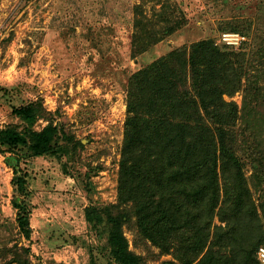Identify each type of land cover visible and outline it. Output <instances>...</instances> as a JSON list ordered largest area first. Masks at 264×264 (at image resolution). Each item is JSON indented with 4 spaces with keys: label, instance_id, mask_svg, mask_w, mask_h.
<instances>
[{
    "label": "rangeland",
    "instance_id": "rangeland-1",
    "mask_svg": "<svg viewBox=\"0 0 264 264\" xmlns=\"http://www.w3.org/2000/svg\"><path fill=\"white\" fill-rule=\"evenodd\" d=\"M231 25L254 50L255 36H264V0H0V129H41L44 119L31 124L12 111L13 103L39 98L59 128L55 152L21 156L24 190L7 162L17 154L0 151V264H122L111 251L106 219L93 222L88 209L118 206L129 78L179 46L203 38L220 43ZM225 98L243 106L242 90ZM239 135L238 153L259 198L262 186L244 147L258 140L242 136L249 131ZM15 196L31 209L29 236L18 225ZM128 207L115 208L128 210L123 230L140 264H184L139 232Z\"/></svg>",
    "mask_w": 264,
    "mask_h": 264
},
{
    "label": "trees",
    "instance_id": "trees-1",
    "mask_svg": "<svg viewBox=\"0 0 264 264\" xmlns=\"http://www.w3.org/2000/svg\"><path fill=\"white\" fill-rule=\"evenodd\" d=\"M142 20L135 18L141 30ZM241 30L231 25L223 31ZM255 37L254 50L246 48L248 41L234 48L203 38L170 50L129 78L118 206L129 205L139 232L162 251L174 252L184 264L260 263L264 36ZM239 90L244 93L242 107L225 98ZM12 108L31 124L47 121L41 129L28 126L22 130L17 124L0 129V151L4 146L17 154L7 157V162L14 168V183L24 190L27 179L19 167L21 156L26 151L33 155L55 152L59 128L42 98L13 103ZM248 131L250 136L242 135ZM239 134L258 140L257 145L244 147L252 152L253 176L262 186L259 198L254 196L238 153L242 150ZM59 147L70 152L69 144ZM14 204L20 230L29 236L31 209L19 196ZM118 206L110 204L100 210L90 206L88 212L93 222L106 219L114 256L122 264H140L142 255L130 248L123 230L128 210H118ZM216 217L220 223H215Z\"/></svg>",
    "mask_w": 264,
    "mask_h": 264
},
{
    "label": "built area",
    "instance_id": "built-area-1",
    "mask_svg": "<svg viewBox=\"0 0 264 264\" xmlns=\"http://www.w3.org/2000/svg\"><path fill=\"white\" fill-rule=\"evenodd\" d=\"M220 39V42L239 48L247 40V36L239 31H224L222 32ZM257 255L260 261L259 264H264V245L259 247Z\"/></svg>",
    "mask_w": 264,
    "mask_h": 264
}]
</instances>
